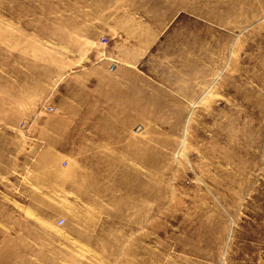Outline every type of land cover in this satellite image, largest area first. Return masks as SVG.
<instances>
[{"label": "rangeland", "instance_id": "rangeland-1", "mask_svg": "<svg viewBox=\"0 0 264 264\" xmlns=\"http://www.w3.org/2000/svg\"><path fill=\"white\" fill-rule=\"evenodd\" d=\"M104 1L0 0V264H264V0H165L147 110L72 158L84 172L67 189L19 180L11 122L51 99L21 86L45 60L86 53L75 38L113 34L61 28Z\"/></svg>", "mask_w": 264, "mask_h": 264}, {"label": "crops", "instance_id": "crops-1", "mask_svg": "<svg viewBox=\"0 0 264 264\" xmlns=\"http://www.w3.org/2000/svg\"><path fill=\"white\" fill-rule=\"evenodd\" d=\"M102 3L107 6L103 15L84 20L83 13L76 11L73 25L61 28L108 30L113 34L98 35L95 39L75 38L70 44L86 46V53L50 59L56 69H48L45 60V70L34 73L37 79L21 86L27 93H42L45 100L46 95L51 97L48 102L37 100L21 105V117L11 122V150H18L20 159L16 174L21 175L19 180L26 182L28 189L39 188L41 185L37 184L45 182L67 189L68 173L84 172L79 167L70 168L74 164L72 158L95 156L100 141H109V127L116 125V117L131 123V110H147V83L141 79L148 77L143 69L151 62L147 54L157 46L163 33L165 0ZM171 4L172 0H168ZM125 7L134 11L131 17L124 12ZM141 9L159 11V21L155 18L141 22ZM101 38L108 42H99ZM99 44L107 46L105 54L99 53ZM6 144L0 141V157L9 156L5 153ZM87 162L82 160L81 165ZM61 163L69 168L60 167ZM10 174H15L13 168ZM3 175L0 170V180Z\"/></svg>", "mask_w": 264, "mask_h": 264}, {"label": "built area", "instance_id": "built-area-1", "mask_svg": "<svg viewBox=\"0 0 264 264\" xmlns=\"http://www.w3.org/2000/svg\"><path fill=\"white\" fill-rule=\"evenodd\" d=\"M102 43H106V38L101 39Z\"/></svg>", "mask_w": 264, "mask_h": 264}]
</instances>
